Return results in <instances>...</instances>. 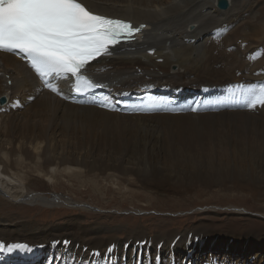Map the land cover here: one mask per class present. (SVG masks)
<instances>
[{"label":"bare ground","instance_id":"1","mask_svg":"<svg viewBox=\"0 0 264 264\" xmlns=\"http://www.w3.org/2000/svg\"><path fill=\"white\" fill-rule=\"evenodd\" d=\"M228 1L222 9L219 0H82L94 13L147 24L143 36L88 69L106 84L105 97L117 108L127 104L119 111L74 102L70 85L59 89L69 99L41 89L19 55L0 52V99L11 101L0 111V192L13 201L73 205L32 189L58 173L83 183L89 177L95 189L100 176H134L161 194L180 185L221 184L208 175L222 174L228 175L226 185L253 190L254 177L264 171V106L243 104L246 90L264 82V19L257 20L254 0ZM241 34L251 37L241 41ZM255 37L263 44L243 65L240 52ZM143 89L144 99H125ZM169 95L179 103L168 106ZM14 98L22 104L12 106ZM148 105L185 111L127 110ZM180 163L191 166V176L176 180ZM227 163L238 166L234 173L218 169ZM6 177L15 183L7 184ZM83 218L74 214L47 225L0 218V241L28 244L31 251L15 252L35 255L29 264H264V228L219 226L210 218L186 229L162 223L159 229L138 225L121 231Z\"/></svg>","mask_w":264,"mask_h":264},{"label":"rangeland","instance_id":"2","mask_svg":"<svg viewBox=\"0 0 264 264\" xmlns=\"http://www.w3.org/2000/svg\"><path fill=\"white\" fill-rule=\"evenodd\" d=\"M254 1L257 5L254 10L258 14L257 20H263L264 0ZM258 24L261 29L263 23ZM247 37L251 36L241 34V41L246 40ZM255 38L247 49L240 52L243 65L248 64L251 52L257 53L260 45L263 44L257 39L259 37ZM259 52L264 55V44ZM238 125L242 128L245 126L241 122ZM190 167L189 164L180 163L175 179L190 177ZM236 167L238 166L233 163H227L218 169H230L234 173ZM243 170L249 171V168L244 167ZM115 175L117 177L109 179L98 177L96 189L90 185L93 181L88 182L89 177H84L87 182L83 183L82 178L76 180L63 173H58L55 179L48 180L45 177L43 183L40 181L36 183L34 187L38 186V190L32 188L41 195L51 197L59 195L71 199L73 205L57 202L48 206L45 203L13 201L5 193L0 192V218H7L12 222L26 220L47 225L63 222L64 218L75 214L83 215V219L88 222L96 219L108 223L109 226L117 228L119 226L121 231L138 225L150 230L159 229L162 223L166 224L164 228L186 229L200 219L210 218L219 226L237 229L264 228V187L262 186L264 171L254 177L258 182L253 190L245 187L246 190L243 191L237 185L236 187L226 185L224 178L227 179L228 175L215 174L216 176L208 175V178H219L221 184L201 182L189 186L180 185L181 187L165 194L156 193L149 187L145 188L142 185L143 181H135L134 176L121 175L118 178L119 175ZM6 178L7 184L14 182L10 181L9 177Z\"/></svg>","mask_w":264,"mask_h":264},{"label":"snow or ice","instance_id":"3","mask_svg":"<svg viewBox=\"0 0 264 264\" xmlns=\"http://www.w3.org/2000/svg\"><path fill=\"white\" fill-rule=\"evenodd\" d=\"M146 25L134 27L131 22L96 14L82 0H0V51L26 59L40 81L52 92H59L53 81L71 78L75 94L73 101L81 104L98 103L99 107L119 111L111 97L99 101L87 99L98 88L107 87L88 76L93 61L110 57L121 43L131 42ZM10 83V81H9ZM146 88L153 87L146 85ZM243 107L264 106V82L258 89H247ZM84 96L85 99H77ZM151 99V97H147ZM16 101L12 106H18ZM2 110V109H0ZM130 112L185 111L183 108L146 107L127 108ZM188 111H200L191 107ZM67 243V242H65ZM29 252L26 243L0 242V252Z\"/></svg>","mask_w":264,"mask_h":264},{"label":"water","instance_id":"4","mask_svg":"<svg viewBox=\"0 0 264 264\" xmlns=\"http://www.w3.org/2000/svg\"><path fill=\"white\" fill-rule=\"evenodd\" d=\"M228 0H219V4H221V5H224V6H221V5H219V7L220 8H222V9H224V8H227V6H225V5H227L228 4ZM193 28V25H191V27L189 28V29H192ZM7 102V98L6 97H3L2 99H1V103L3 104H5Z\"/></svg>","mask_w":264,"mask_h":264}]
</instances>
